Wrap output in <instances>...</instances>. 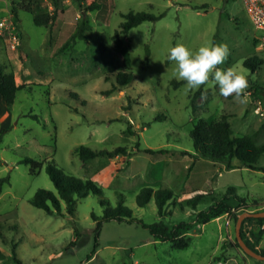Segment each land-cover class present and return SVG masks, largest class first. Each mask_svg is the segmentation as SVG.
I'll use <instances>...</instances> for the list:
<instances>
[{"label": "rangeland", "instance_id": "1", "mask_svg": "<svg viewBox=\"0 0 264 264\" xmlns=\"http://www.w3.org/2000/svg\"><path fill=\"white\" fill-rule=\"evenodd\" d=\"M91 2L98 7L88 9ZM129 10L162 15L123 34L119 24ZM35 14L44 23L35 24ZM83 17L90 29L71 38ZM0 19L15 25L19 34L12 48L9 29L1 30L0 65L21 85L11 104L0 97V178L8 179L0 191V264H264L237 245L230 214L197 219L196 213L212 200L199 202L196 209L176 202L208 191L220 198L233 186L228 201L238 214L264 209L263 170L226 168L191 155L189 130L199 116L224 113L233 135L264 142V90L256 95L250 87L264 88V51L257 45L261 31L242 0H0ZM114 36L130 50L134 79L107 94L115 73L126 69ZM209 40L229 46L221 68L233 67L247 76L246 104L221 96L211 80L199 93L185 94L182 80L173 85L178 79L175 62L168 59L170 46L180 41L196 50ZM253 55L262 59L255 71L243 63ZM79 144L108 150L125 146L126 151L83 161L73 151ZM27 157L41 163L36 173L23 161ZM232 162L238 164L235 158ZM48 163L92 179L102 194L77 197L72 214L62 200L60 213L33 206L37 188L56 192ZM256 164L264 167V152ZM146 185L174 191L176 203L168 205V214H157L153 197L137 205L135 196ZM237 197L245 202L238 204ZM100 199L110 206L121 201L144 222L161 219L173 226L188 221L180 231L188 245L175 248L173 241L154 238L139 223L111 219L102 222L96 251L87 259L94 243L91 213L102 215ZM260 228L264 222L243 223L251 241ZM255 247L264 250V234Z\"/></svg>", "mask_w": 264, "mask_h": 264}, {"label": "trees", "instance_id": "2", "mask_svg": "<svg viewBox=\"0 0 264 264\" xmlns=\"http://www.w3.org/2000/svg\"><path fill=\"white\" fill-rule=\"evenodd\" d=\"M96 7H98V4L91 2L88 9ZM122 15L123 20L119 24V30L121 33L126 34L133 26L144 20H155L159 18L162 13L155 15L145 11L129 10ZM54 18L55 14H52L51 19L53 20ZM33 21L38 25L44 23L38 14L33 16ZM86 29H90V23L83 17L78 25L77 32H75L71 38H74L76 35L82 37L83 32ZM114 40L116 47L123 58V63L126 69L118 70L115 73L114 83L110 88L104 91V93L107 94L117 89V86L126 85L134 79V73L129 68L131 57L128 46L124 44L118 36H114ZM67 44L68 40L62 47H65ZM243 63L252 71H255L262 63V59L253 55L245 58ZM181 82V80L172 81L174 86L179 85ZM19 87H21V85L16 83L14 73L12 71H5L3 66L0 65V97L5 101V103H12L14 93ZM250 87L253 94L256 95L261 94L264 90L262 86L254 83H250ZM197 91V93H199V90ZM128 131L131 132L130 128H128ZM189 136L192 139L195 150V153H191L194 157H203L212 161L221 162L226 168L246 166L264 171L263 166L256 164L258 156L264 152V142L257 143L252 135H233L227 115L224 113H221L216 117H196L191 129L189 130ZM1 138L2 132L0 131V140ZM144 149L146 151H151L150 148ZM73 151L77 153L83 161H87L98 155L113 156L120 152H125L126 148L125 146H117L112 150L93 149L87 145L79 144L73 149ZM234 158L238 161L237 165L232 162ZM23 161L30 165L29 169L31 173H36L41 166V163L33 158L27 157L23 159ZM46 170L49 178L55 185L56 192L46 188H37L30 199V203L33 206L43 207L48 212L60 213L62 200L65 204L66 212L72 214L77 197H83L88 193L98 195L102 194V189L90 178H81L72 174H67L60 168L56 167L53 163H48ZM6 181H8L7 177L0 178V191L2 189V185ZM232 191H234V187L229 186L226 194L220 198L214 196L213 193L208 191L198 192L194 195L187 196L179 201H176V194L170 187H157L153 189L151 186L146 185L141 187L139 192L136 194L135 201L137 205L144 206L148 203L150 198L153 197L157 208V214L159 216H165L169 213L168 205L173 204L175 201L180 206L189 205L192 209H196L199 202L210 199L212 202L208 205V207L206 209H201L196 213V217L200 222H206L223 213L230 214L232 218L236 220L238 212L234 209L233 204L228 201V194ZM237 201L238 204L241 205L245 202V198L237 197ZM99 202L103 205V212L100 217L91 213L93 219L95 220V226L93 229L94 243L92 250L87 255V259H90L96 251L98 244L97 237L99 235L102 222L111 219L139 223L143 227L147 228L154 238L173 241V246L175 248H184L188 245V242L180 237V231L188 228V221L181 220L173 226L163 223L161 219L153 222H144L140 218L135 217L132 214L131 209L125 206L121 201H119L115 206H110L106 199H100ZM251 219L258 221L259 223L264 222V216H246L241 223V235L250 248L264 255V250H257L255 247V244L264 234V228H260L256 232H252V241L245 236L243 223L246 220ZM237 245L239 246L238 242ZM14 261L16 263H20V259L17 257H14Z\"/></svg>", "mask_w": 264, "mask_h": 264}, {"label": "clouds", "instance_id": "3", "mask_svg": "<svg viewBox=\"0 0 264 264\" xmlns=\"http://www.w3.org/2000/svg\"><path fill=\"white\" fill-rule=\"evenodd\" d=\"M229 55L230 49L226 43L209 40L198 49L191 50L177 41L170 46L168 59L175 62L176 78L185 81V94L199 90L211 80L221 96H233L240 104H246V90L249 88L247 76L233 67H220Z\"/></svg>", "mask_w": 264, "mask_h": 264}, {"label": "built area", "instance_id": "4", "mask_svg": "<svg viewBox=\"0 0 264 264\" xmlns=\"http://www.w3.org/2000/svg\"><path fill=\"white\" fill-rule=\"evenodd\" d=\"M247 15L256 29L261 31L258 37V48L264 51V0H242ZM9 29L11 47L14 48L19 43L18 32L15 25L0 19V32L2 29Z\"/></svg>", "mask_w": 264, "mask_h": 264}, {"label": "water", "instance_id": "5", "mask_svg": "<svg viewBox=\"0 0 264 264\" xmlns=\"http://www.w3.org/2000/svg\"><path fill=\"white\" fill-rule=\"evenodd\" d=\"M246 216H255V217H263L264 216V209L263 210H257V211H250V210H244L241 213H239L237 215V218L235 220V225H234V229H235V238L239 244V246L241 247V249L248 255H251L255 258L258 259H264V255L253 250L252 248H250L247 243L244 241L241 232H240V228H241V223L242 220L246 217Z\"/></svg>", "mask_w": 264, "mask_h": 264}, {"label": "crops", "instance_id": "6", "mask_svg": "<svg viewBox=\"0 0 264 264\" xmlns=\"http://www.w3.org/2000/svg\"><path fill=\"white\" fill-rule=\"evenodd\" d=\"M199 158V157H198Z\"/></svg>", "mask_w": 264, "mask_h": 264}]
</instances>
